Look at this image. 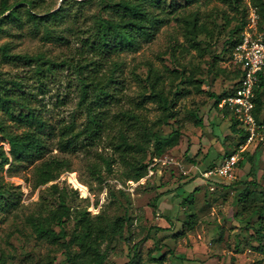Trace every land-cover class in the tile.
<instances>
[{
	"label": "rangeland",
	"instance_id": "1",
	"mask_svg": "<svg viewBox=\"0 0 264 264\" xmlns=\"http://www.w3.org/2000/svg\"><path fill=\"white\" fill-rule=\"evenodd\" d=\"M14 1L21 0H9ZM64 1L74 5L73 0ZM166 2L178 5L172 14L198 11L199 20L205 22L211 32L195 36V45L186 37L184 22L171 19L155 38L143 42L138 50L109 55L97 66L102 74L107 72L111 59L122 60L118 80L110 85L113 95L106 98L110 119L116 110L129 107L146 117L148 123L159 116L157 103L141 101L139 96L141 91L148 90L146 76L150 68L162 73L166 92L169 89L190 90L176 102L178 121L169 118L167 123L156 127L166 134L179 126L177 142L150 160L148 173L139 180L132 179L133 182L126 178L124 166L113 147V127L104 129L100 138L86 147L78 146L72 151L60 147V127L72 119L74 130H77L86 119L85 109L79 105L80 83L73 67L71 71L65 65L57 66L39 79L34 64L13 63L0 57L1 75L24 81L26 94L47 122L43 133L48 143L45 155L67 157L72 168L39 186L34 185V167L41 159L21 161L10 168L5 164L0 168V179L12 184L6 195L14 200L8 210L0 211V264H60L65 260L64 249L38 238L27 220L29 215L46 214L49 208L57 205V193L50 190L54 182L59 188L67 189V202L72 208L87 207L92 215L102 212L130 218L121 236L103 243L107 252L103 264H124L131 259L130 264H264V253L256 247L258 240L252 235L255 234L252 225L260 218L253 210L258 209L261 202L237 200L246 186L244 182L228 186V179L224 178L221 184H210L207 179L214 175H203L221 162L225 154L231 153L239 139L230 128V116L214 106L211 93L229 90L235 81L233 52L230 55L223 47L238 25L240 13L226 0H199L188 4L186 0ZM61 3L62 0H35V10L44 13ZM244 3L247 22L252 5L249 0ZM96 11L95 2L84 4L77 21L68 19L57 28L64 39L44 37L42 27L36 30L26 22L21 27L12 24L9 31L0 33V43L10 41L14 51L43 52L58 60L72 55L78 60L82 55L90 56L81 38L87 35L84 29L90 23V14ZM217 54L220 59L212 68V57ZM177 71L180 72L176 76ZM189 75L200 80V91L187 80ZM223 99L219 106H225ZM16 110L14 108L17 113ZM0 114L3 111L0 110ZM195 117L202 118V123L197 124ZM4 119L17 131L25 128L10 117ZM0 145L9 148L1 135ZM101 156L116 158L111 174H107ZM239 161L241 165L235 180L256 176L257 188H264V140L251 143L247 151L241 153ZM93 164H97L105 176L104 181L94 174ZM194 187L197 190L193 208L189 209L182 201ZM249 187L254 185L249 184ZM190 211L196 213L193 228L184 224ZM72 225L70 218L67 229ZM159 255H164L161 263L154 259Z\"/></svg>",
	"mask_w": 264,
	"mask_h": 264
},
{
	"label": "trees",
	"instance_id": "2",
	"mask_svg": "<svg viewBox=\"0 0 264 264\" xmlns=\"http://www.w3.org/2000/svg\"><path fill=\"white\" fill-rule=\"evenodd\" d=\"M197 1L199 0H186V3ZM226 1L240 13L238 25L226 40L225 48L223 47L230 51L231 55L241 40L242 30L246 23L247 8L244 0ZM90 2H95L97 11L90 14V23L84 29L87 31V35L81 38L87 50L90 51V56H81L82 61L74 60L72 55L58 60L43 52L14 51L10 41L0 43V57L13 63L34 64V72L39 75V79L45 77L47 72L50 73L57 66L65 65L71 71L73 67L80 83L79 105L85 109L86 119L83 126L77 130H74L72 119L60 127V147L71 151L78 146L86 147L99 139L104 129L113 127L115 132L112 136V143L120 157L119 161L124 166L125 176L127 179L139 180L148 173L149 161L162 155L168 146L177 142V136L180 134L179 126L166 134L157 130L156 127L167 123L169 118L178 121L176 102L190 90L173 91L169 89L166 92L162 73L150 68L146 76L148 90L141 91L139 96L141 101L156 102L160 109L159 116L148 123L146 117L129 107L116 110L113 119H110L106 98L113 95L110 85L118 80L117 72L121 68L122 60L111 59L107 72L102 74L99 73L97 66H100L102 59H106L109 55L138 50L143 42L155 38L160 28L171 19L184 22L186 37L195 45H197L195 36L201 33L209 34L211 31L205 22L199 20L198 11L191 10L172 14L178 5L167 3L166 0H73L74 5L62 0L57 8L44 13H38L35 10V0L14 2L0 0V33L9 31L12 24L21 27L28 22L36 30L42 27L44 37H53L56 40L64 39L61 30L57 28L68 19L77 21L80 8ZM249 2L256 8L259 14V26L262 27L264 25V0H249ZM196 47L199 48V46ZM218 59H220L218 54L212 57L210 63L212 68L216 67ZM221 70L223 71V69ZM179 72L177 71L176 76ZM1 73L0 71V110L3 111V114H0V135L5 138L9 148L6 149L0 145V168H3L5 164H8L10 168L21 161L41 159L34 167L35 186L55 180L63 171H71V162L67 157L45 155L48 143L43 133L46 130L47 122L37 112L29 94H26L24 81L15 77H3ZM241 74V69L235 66L233 70L235 81L231 88L219 94L211 93L214 96V106L223 111L225 115L230 116V128L239 136L232 152L245 142L247 131L236 114L227 106H219V103L239 86ZM187 80L195 86L196 90H201L200 80H196L191 75L187 77ZM263 92L264 81H261L255 98V115L260 123H264ZM14 108L18 110L17 113ZM4 117H10L14 123L23 124L25 128L21 131L10 128ZM195 122L201 124L202 118L195 117ZM261 130L264 133V128ZM262 141L259 140V143ZM246 151L247 149L242 153ZM228 154L230 153L225 154L221 161ZM148 155L149 158H147ZM101 160L107 174H111L116 158L101 156ZM219 163L220 161L217 164ZM240 165L241 161L238 163V166ZM92 169L100 181L105 180V176L97 168V164H93ZM215 177H210L207 182L210 184L223 183L224 178ZM236 177L228 180L226 185L236 186L239 182L246 183L244 190L239 192L237 200L249 199L250 202L256 200L261 202L258 209L253 210L254 213L259 214L260 218L252 225L255 233L252 235L258 240L256 247L264 253V219L262 218L264 217V188H257L256 176L243 181H236ZM249 184L254 187L250 188ZM11 185L0 179V211H6L14 204V200L6 195ZM118 189L121 190V188ZM50 190L57 193V205L49 208L46 214H31L27 218L36 236L50 243L58 244L64 249L66 257L60 264H103L107 257L106 249L102 247L103 243L116 236H121L124 227L129 225L130 218L109 216L102 212L92 215L87 207L72 208L67 202V189L59 188L56 182L50 185ZM196 190L197 187H194L183 198L182 203L186 204L189 209L193 208ZM243 207L246 209L245 205ZM70 218L73 219V225L68 230L67 222ZM195 223L196 213L190 211L184 224L188 228H193ZM163 258L164 255H159L154 259L161 263ZM130 262L124 264H130Z\"/></svg>",
	"mask_w": 264,
	"mask_h": 264
},
{
	"label": "built area",
	"instance_id": "3",
	"mask_svg": "<svg viewBox=\"0 0 264 264\" xmlns=\"http://www.w3.org/2000/svg\"><path fill=\"white\" fill-rule=\"evenodd\" d=\"M240 42L233 50L234 65L242 71L240 84L235 91L223 99V104L232 110L247 131V138L236 151L231 152L223 160L203 172L205 176H220L231 180L236 177V169L241 153L255 140H264V123H260L255 115L256 90L264 81V25L259 26V14L251 6L248 20L242 30ZM133 182V180H129ZM122 187V184L119 183Z\"/></svg>",
	"mask_w": 264,
	"mask_h": 264
}]
</instances>
